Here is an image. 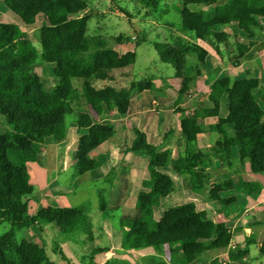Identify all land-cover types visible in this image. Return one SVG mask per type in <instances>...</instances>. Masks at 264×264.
Masks as SVG:
<instances>
[{
    "label": "trees",
    "instance_id": "obj_1",
    "mask_svg": "<svg viewBox=\"0 0 264 264\" xmlns=\"http://www.w3.org/2000/svg\"><path fill=\"white\" fill-rule=\"evenodd\" d=\"M135 1L147 9V15L169 8L179 16L177 29L166 24L171 38L154 43L160 61L175 70L174 78L179 81L175 105L194 96V87L202 76L201 67L208 54L198 41L218 56L226 54L233 67L253 60L264 48V44L258 47L257 41L264 35V0H226L222 4V0H178L170 7H165L162 0ZM3 4L20 24L5 23L0 14V121L6 128L0 131V226L9 227L0 236V264H56L44 246L26 239L17 243L15 239L21 230L36 227L42 233L47 226L54 235L53 255L66 260L60 248L66 242L76 259L97 264L107 248L101 245L102 237L97 234L101 229L87 209L49 206L27 216L33 196L27 167L40 161L35 146L44 145L50 137L56 143L65 140L69 119L78 134L73 180L82 181L98 166L90 154L115 134L110 122L99 120L102 110L128 115L138 97L152 99L154 78H131L135 54H122L116 49L124 38L88 32L89 7L84 0H3ZM24 27L33 28L40 51ZM226 28L234 30L233 41ZM240 33L246 41L237 40ZM38 61L53 65L56 83L50 89L33 71ZM224 96L227 115L221 118ZM208 100L212 108L198 104L179 121L185 149L175 158L170 151L162 150L174 131L163 133L155 144L131 126L130 150L147 158L136 215L118 216L98 193L99 218L116 219L123 250L152 248L160 258L149 264H167L175 255L181 264H194L206 252L226 247L232 239L224 223L209 218L193 202L170 207L155 220L154 209L174 186L163 170L170 168L188 178L190 188L196 191L212 180L209 171L214 159L222 168L230 169L236 159L241 164L248 160L254 172L264 170V79L245 74L231 81L223 76L213 83ZM208 118L217 121L206 124ZM207 132L216 133L218 138L211 148L200 150L198 136ZM232 190V183L224 181L213 184L209 194L211 201L229 210V215L237 213L236 200L223 194ZM259 253L264 260V242ZM247 254V250L235 248L229 258L237 261Z\"/></svg>",
    "mask_w": 264,
    "mask_h": 264
},
{
    "label": "crops",
    "instance_id": "obj_2",
    "mask_svg": "<svg viewBox=\"0 0 264 264\" xmlns=\"http://www.w3.org/2000/svg\"><path fill=\"white\" fill-rule=\"evenodd\" d=\"M225 1L222 0L219 4ZM197 44L208 54L205 64L201 67V77L208 76L213 71L217 72L220 63L213 60V56L211 57V54L204 46L206 43L198 41ZM120 47H122L121 44L116 47L119 52H121L119 50ZM121 53L127 54L125 52ZM222 56L218 57L222 58ZM209 58H211L210 62L208 61ZM253 61L259 62L260 60L258 57H254L251 62ZM242 65L244 63L239 67ZM254 71L256 73V68ZM242 76L244 74L239 77ZM251 76L260 78L257 74ZM153 78L154 91L150 96L152 99L154 97L153 94L166 92L170 85H173L175 90L179 88V81L174 77L168 79ZM216 80L205 86L206 90L203 94L200 91L197 94V96H204L207 99H203L207 101L203 104L205 108H212V103L208 100V94ZM203 83L206 84V80L198 81L197 88L199 89ZM151 100L138 97L135 100L132 111L126 116H121L112 110H102L99 120L110 122L114 127L115 134L109 141L90 154V157L98 166L95 171L87 174L82 181L77 183L73 179H69V181H66L68 179L59 180L61 175L67 173H69L70 178H73L71 171L73 170L72 164L78 140L76 127L73 123L70 122L67 125L65 140L62 143H56L55 139L50 137L45 141V143L47 141L50 143L49 149L39 150L38 147L44 145L35 146L40 161L39 163H30L27 167L29 183L33 187V196L29 201L27 216H32L39 210L49 206L85 208L88 211L91 209L98 211V193L105 197L111 208L116 209L118 216L136 215L141 181L146 178L147 158L143 153H135L130 150V142L133 136L129 134L128 128L130 129L133 126L146 134L140 126L141 122L139 123L138 118L134 117V115L145 112L147 109L144 104L154 103ZM184 104H181V106ZM226 106L227 102L224 96L220 104L221 118H225L227 115ZM195 107H189V110L184 111L183 116L178 119L175 126L161 128L156 125L153 132H151L152 136L150 138L146 134L147 140L157 144L160 142V136L163 133L169 132V130L174 131V135L163 145L162 150L170 151L172 158H175L177 152H183L185 149L184 140L179 134V121ZM216 121V118H208L205 123L215 124ZM217 138V134L213 132L200 134L197 140V147L200 150H207L215 144ZM62 144L64 146L63 149L56 148L57 145L61 146ZM111 172L113 173L112 177H108ZM162 172L171 177L174 186L173 191L167 197L161 199L160 206L154 209L155 220H159L163 212L170 207L193 202L198 210L206 211L209 218L216 222L224 223L232 234L229 245L206 252L203 258L194 264H211L212 262L216 264H264V260L259 253V249L264 242V170L254 172L248 160H244L241 164L236 159L232 161L230 169L222 168L214 159L209 171L213 178L205 184L201 191L192 190L189 186V179L176 175L170 168ZM224 181H230L233 186L232 191L223 195H231L235 198L237 213L234 215H229V210L225 206H219L210 199L209 194L213 184ZM88 186L91 188L92 200H89L84 194ZM99 215H94L93 218L96 221V227L101 229L97 232L102 237L101 245L106 247L107 251L97 258V264H115L119 262L123 264H149L150 261L160 258L152 248L138 251L123 250L121 248V233L117 228L116 219L107 218L101 220ZM24 238L38 246H44L52 253L54 235L50 226L45 227L42 233L36 227L26 229ZM60 248L63 257L67 261L60 260L57 255L56 259L50 257L56 264H89L87 260H77L73 256L68 243H62ZM235 248L240 251L247 250L248 254L242 259L233 261L229 258V252ZM167 264L181 263L175 255L170 257V262Z\"/></svg>",
    "mask_w": 264,
    "mask_h": 264
},
{
    "label": "rangeland",
    "instance_id": "obj_3",
    "mask_svg": "<svg viewBox=\"0 0 264 264\" xmlns=\"http://www.w3.org/2000/svg\"><path fill=\"white\" fill-rule=\"evenodd\" d=\"M87 2L89 7L88 16H90V20L88 22V32L90 34H101L109 38H124L119 48L121 52L125 53H134L136 56V63L131 70V78L135 81H140L145 77H160L162 79H168L174 77L175 70L166 64H163L154 48V43H164L166 40L171 38V35L168 32V28L166 26L167 23L173 24V28L177 29L179 24V16L175 14L169 8H163L159 12H155L151 15H147L143 6L137 3L135 0H84ZM178 0H162L163 4L168 7L171 4L176 3ZM196 10V9H193ZM0 14L1 20L5 23L11 24H20V21L16 16H14L3 4V0H0ZM38 26V25H37ZM24 31L26 32L28 38L32 41V44L40 51L39 45L35 42L33 36V28L24 27ZM225 30V29H224ZM227 33L230 36V39L234 40V30L231 28H226ZM237 40L240 42L246 41V38L243 34L237 35ZM258 47L264 44V35L262 37L257 38ZM205 48L208 50L211 57L213 56V60L217 61L219 64L218 70L210 72L204 77H200L198 81L206 80V84L203 83L197 88L194 87V96L187 101H185L184 105H175L176 91L173 85L169 86V89L166 92H157L153 94L154 103L150 102V104H144V107L147 109L145 112L134 115V117L138 118L140 126L143 131L150 138L152 136L153 129L157 125L161 128L170 127L172 125H176V122L179 118L183 116V112L189 110V107L197 106L198 104H205L204 101L206 98L204 96H197L199 91L203 94L206 90L205 86H208L209 83L216 80L222 76H229L231 79L235 80L242 74L258 75L260 79H264V48L255 53V57L259 58V62H251L242 61L244 65L241 67H233L229 64L228 57L226 54L222 56V58L218 57V55L214 52V50L204 44ZM224 59V60H222ZM211 61V58L208 59ZM250 61V62H249ZM211 64V63H210ZM256 68V73H255ZM53 65L37 62L33 71L37 73L42 82L45 85V88L50 89L55 83L56 79L52 73ZM252 71V72H251ZM252 73V74H251ZM170 83V82H169ZM75 86L78 87V84L75 82ZM204 99V100H203ZM207 100V99H206ZM226 108V107H225ZM87 110L86 108H84ZM182 110V111H178ZM89 111V110H87ZM91 116L95 118L93 112L89 111ZM70 123V120H67V125ZM6 128L1 124L0 121V131H5ZM129 134L131 135L130 129L128 128ZM50 143L48 141L42 147H38L39 150L49 149ZM57 149H63V144L61 146H56ZM69 150V148H68ZM146 157V156H145ZM69 160V158H67ZM73 174V170L71 171V175ZM109 177V175H108ZM64 179H73L69 177V173L65 175H61L59 180L62 181ZM77 183V181L75 182ZM93 191V189H92ZM89 200L93 198L91 196V188L88 186L86 188V193H84ZM87 198V199H88ZM92 200V199H91ZM90 215L94 217V215H98L99 211L89 210ZM8 225L3 224L0 226V236L4 234L8 230ZM25 230H21L16 233V242L20 243L24 238ZM102 242V241H101ZM48 256L56 259V255H52L48 251ZM78 260V259H77ZM175 261V260H174Z\"/></svg>",
    "mask_w": 264,
    "mask_h": 264
}]
</instances>
